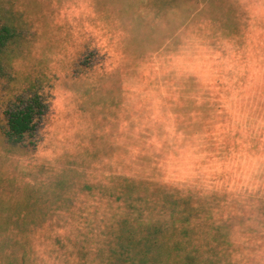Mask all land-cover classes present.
<instances>
[{"label": "rangeland", "instance_id": "obj_1", "mask_svg": "<svg viewBox=\"0 0 264 264\" xmlns=\"http://www.w3.org/2000/svg\"><path fill=\"white\" fill-rule=\"evenodd\" d=\"M4 25L0 264H133L155 229L148 264H264V0H0Z\"/></svg>", "mask_w": 264, "mask_h": 264}, {"label": "trees", "instance_id": "obj_2", "mask_svg": "<svg viewBox=\"0 0 264 264\" xmlns=\"http://www.w3.org/2000/svg\"><path fill=\"white\" fill-rule=\"evenodd\" d=\"M14 36L15 30L11 26L4 25L0 27V53L12 41ZM24 102V107L11 111L8 117V130L6 135L8 140L15 144L23 143L29 136L34 134L37 129L39 118L45 113L44 101L40 95H30ZM170 203L173 206H178L180 200H173L170 201ZM174 208L175 207H173V209ZM173 226H175V224ZM157 231L155 229L150 232L149 241L152 245L150 243L148 245L146 244V242L149 241L145 239V237L137 239L135 243L131 242L132 245L128 253L130 254L129 259L133 264H148L150 254L153 252V249H156L160 242L156 237ZM177 245L180 246V242H178ZM126 253L123 252L116 258L122 260Z\"/></svg>", "mask_w": 264, "mask_h": 264}]
</instances>
